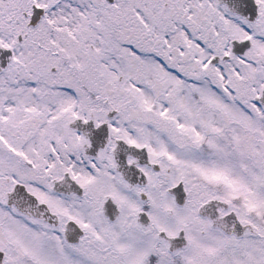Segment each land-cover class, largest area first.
Returning a JSON list of instances; mask_svg holds the SVG:
<instances>
[{"label": "snow or ice", "instance_id": "snow-or-ice-1", "mask_svg": "<svg viewBox=\"0 0 264 264\" xmlns=\"http://www.w3.org/2000/svg\"><path fill=\"white\" fill-rule=\"evenodd\" d=\"M0 264H264V0H0Z\"/></svg>", "mask_w": 264, "mask_h": 264}]
</instances>
